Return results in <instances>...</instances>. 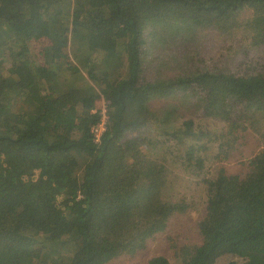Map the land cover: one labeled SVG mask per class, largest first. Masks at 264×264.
<instances>
[{"label": "trees", "instance_id": "1", "mask_svg": "<svg viewBox=\"0 0 264 264\" xmlns=\"http://www.w3.org/2000/svg\"><path fill=\"white\" fill-rule=\"evenodd\" d=\"M241 27L264 46V0H0V264L134 257L192 207L166 199L164 173L147 163L158 141L143 129L177 114L175 104L150 108L154 98L175 96L178 106L233 127L247 121L264 143V69L234 74L184 56L172 57L171 76L150 66L169 64L161 53L189 49L185 28ZM42 38L50 45L38 64L30 41ZM101 98L105 129L96 138ZM193 126L185 118L167 142L182 144ZM186 151L201 169L197 147ZM205 190L201 243L178 248L180 264H207L220 251L239 259L227 264H264V145L243 176L222 168ZM148 264L171 263L159 255Z\"/></svg>", "mask_w": 264, "mask_h": 264}, {"label": "rangeland", "instance_id": "2", "mask_svg": "<svg viewBox=\"0 0 264 264\" xmlns=\"http://www.w3.org/2000/svg\"><path fill=\"white\" fill-rule=\"evenodd\" d=\"M247 16H249L248 12L241 13L238 16V21L245 20ZM170 27L166 28V33L170 32ZM185 33L189 49H184L182 44L173 48L174 50L159 54L161 61L169 62V64L161 65L157 69L149 62L148 65L150 64L154 72L159 70L164 75H174L173 70H169V67L175 64L172 59L174 56H184V60L198 67L214 68L219 66L234 74H251L264 69V46H254L251 43L250 33L242 27L236 28L231 33L221 32L217 29L185 28ZM149 41L150 38H148ZM165 41L168 42V46L172 47L173 43L170 40L165 39ZM49 45L50 41L45 38L31 40L30 47L33 53L30 56L31 59L38 64H43L44 55ZM157 46L158 43L155 47ZM148 50H146L147 60L150 55ZM70 60L72 61L71 56ZM7 66L8 62L5 61L3 70H6ZM65 77L71 81L69 74L63 73L62 78ZM95 104L96 108L94 109L100 110V114L105 110L106 115L104 100L101 98ZM149 104L150 108L155 111L164 105L175 104L177 114L172 117L169 123L157 122L143 129L142 132L146 137L152 141H158L152 148H148L150 149L148 150L149 155L153 157L148 158L147 163L158 167L164 173L166 177L164 197L166 199L172 201L181 198L186 203L190 202L192 207H189L184 213L171 216L165 228L149 238L144 249L140 250L136 256L119 257L108 264H148L149 259L159 255L167 258L171 264H180L177 255L178 248L186 244L201 243L197 222L205 209L206 181L215 178L222 168L227 174L243 176L248 171L249 159L264 145L263 138L255 130V125L251 126L247 121L242 120L238 126H230L223 119L221 121L215 117L202 116L198 110L194 112V110H188L181 105L178 106L175 96L170 95L154 98ZM188 117L194 121L195 135L185 138L183 143L177 146L173 144L174 142H167L171 137L170 132L181 126L182 121ZM256 128H258L257 125ZM135 134L129 133V136ZM170 144L171 148L168 150ZM190 145L199 150V153L196 151L195 155L203 160L201 169L194 164L193 160L190 163L187 162L189 151L186 149ZM166 151L169 152L165 154ZM157 157L162 161L157 160ZM69 254L68 247L66 251H62L64 260L68 259ZM231 260L239 259L233 254L220 251L214 254L207 264H227Z\"/></svg>", "mask_w": 264, "mask_h": 264}, {"label": "built area", "instance_id": "3", "mask_svg": "<svg viewBox=\"0 0 264 264\" xmlns=\"http://www.w3.org/2000/svg\"><path fill=\"white\" fill-rule=\"evenodd\" d=\"M105 120H106V115H105V110L103 113H101V120L92 127V132L96 138L100 136L102 131L105 129Z\"/></svg>", "mask_w": 264, "mask_h": 264}]
</instances>
